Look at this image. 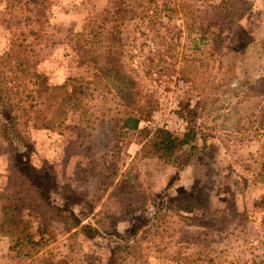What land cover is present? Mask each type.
I'll return each instance as SVG.
<instances>
[{
    "label": "rangeland",
    "instance_id": "rangeland-1",
    "mask_svg": "<svg viewBox=\"0 0 264 264\" xmlns=\"http://www.w3.org/2000/svg\"><path fill=\"white\" fill-rule=\"evenodd\" d=\"M40 2L50 35L40 74L51 84L89 77L68 38L108 0ZM197 5L213 40L194 48L183 35L180 49L199 57L190 69L179 62L167 77L143 79L155 100L143 120L154 116L153 127L121 129V108L100 85L60 132L30 129L20 158L37 171L29 168L45 200L33 228L42 223L49 241L19 262L0 236V264H264V0ZM13 38L0 24V53ZM189 128L195 138L170 158L147 153L157 129L182 137ZM5 146L0 129V191Z\"/></svg>",
    "mask_w": 264,
    "mask_h": 264
},
{
    "label": "trees",
    "instance_id": "trees-1",
    "mask_svg": "<svg viewBox=\"0 0 264 264\" xmlns=\"http://www.w3.org/2000/svg\"><path fill=\"white\" fill-rule=\"evenodd\" d=\"M197 2L108 0L99 12L85 18L80 33L68 38L75 61L87 66L90 76H68L62 83L51 84L37 67L39 48L50 37L40 0H0V24L14 30L9 48L0 53V129L7 157V182L0 191V236L9 241V258L32 260L49 241L42 223L36 232L33 228V221L40 217L39 200H45L29 168L36 169L20 158V147H29L30 129L60 132L68 113L86 111L88 100L101 85L121 108L120 128L145 131L139 124L151 114L155 100L143 79L167 77L179 62L182 73L190 69L199 57L180 49L183 35L194 48L213 40L212 20L201 13ZM225 8L228 17L230 5L225 3ZM194 138L191 128L182 137L157 129L146 151L168 159Z\"/></svg>",
    "mask_w": 264,
    "mask_h": 264
},
{
    "label": "built area",
    "instance_id": "built-area-1",
    "mask_svg": "<svg viewBox=\"0 0 264 264\" xmlns=\"http://www.w3.org/2000/svg\"><path fill=\"white\" fill-rule=\"evenodd\" d=\"M140 123H143L146 126H152L153 127L154 126V116L151 119L142 120V122H140ZM175 130L176 131H182V130H184V125H183V122L182 121H178V124L175 127Z\"/></svg>",
    "mask_w": 264,
    "mask_h": 264
}]
</instances>
